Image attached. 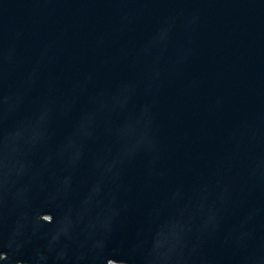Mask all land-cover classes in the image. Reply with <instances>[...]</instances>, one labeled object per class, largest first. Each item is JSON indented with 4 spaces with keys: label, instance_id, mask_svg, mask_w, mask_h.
Listing matches in <instances>:
<instances>
[{
    "label": "water",
    "instance_id": "obj_1",
    "mask_svg": "<svg viewBox=\"0 0 264 264\" xmlns=\"http://www.w3.org/2000/svg\"><path fill=\"white\" fill-rule=\"evenodd\" d=\"M264 264V0H0V264Z\"/></svg>",
    "mask_w": 264,
    "mask_h": 264
},
{
    "label": "bare ground",
    "instance_id": "obj_2",
    "mask_svg": "<svg viewBox=\"0 0 264 264\" xmlns=\"http://www.w3.org/2000/svg\"><path fill=\"white\" fill-rule=\"evenodd\" d=\"M111 264H118V263H111Z\"/></svg>",
    "mask_w": 264,
    "mask_h": 264
}]
</instances>
